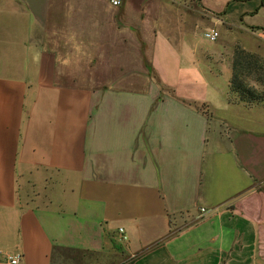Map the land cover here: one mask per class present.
Listing matches in <instances>:
<instances>
[{
  "label": "crops",
  "instance_id": "0c3cea01",
  "mask_svg": "<svg viewBox=\"0 0 264 264\" xmlns=\"http://www.w3.org/2000/svg\"><path fill=\"white\" fill-rule=\"evenodd\" d=\"M161 1L0 0V264H264V104Z\"/></svg>",
  "mask_w": 264,
  "mask_h": 264
},
{
  "label": "rangeland",
  "instance_id": "374dc122",
  "mask_svg": "<svg viewBox=\"0 0 264 264\" xmlns=\"http://www.w3.org/2000/svg\"><path fill=\"white\" fill-rule=\"evenodd\" d=\"M206 1L214 5L216 9L223 7L222 10H226L227 13L225 15L229 19L226 22L233 25L231 30L229 29L230 26H227L224 21H217L207 11L200 8L199 0H179L182 4H190L191 9L197 12V26L195 27L193 23L191 26L192 31L185 32L187 30L186 28L181 33H171V35L175 40H180L181 37L187 39L192 38L195 43L198 42L200 44V49L205 55H202L204 58H201V67L210 76L212 75V78L225 90V96L227 94L230 96L234 47L241 45L250 51L264 55V36L262 35L264 34V0H231L229 2L226 1L224 6L219 4L223 0ZM161 4L166 7L165 1L162 0ZM173 9H178L181 12L188 10L183 5H177ZM183 16L187 15L183 13ZM201 17L204 18L202 19ZM184 20L186 21V18ZM172 27L174 28L175 26L173 25ZM211 29H216L219 32V36L215 41H211L205 37V32ZM253 30L258 31L253 32ZM212 68L216 69V71L214 69L213 71ZM221 99L223 100V97ZM221 99L220 101L222 102Z\"/></svg>",
  "mask_w": 264,
  "mask_h": 264
},
{
  "label": "trees",
  "instance_id": "16d2710c",
  "mask_svg": "<svg viewBox=\"0 0 264 264\" xmlns=\"http://www.w3.org/2000/svg\"><path fill=\"white\" fill-rule=\"evenodd\" d=\"M230 100L245 105L264 104V55L236 45L232 56ZM80 252L78 249L55 246L53 255Z\"/></svg>",
  "mask_w": 264,
  "mask_h": 264
},
{
  "label": "built area",
  "instance_id": "2783aa9c",
  "mask_svg": "<svg viewBox=\"0 0 264 264\" xmlns=\"http://www.w3.org/2000/svg\"><path fill=\"white\" fill-rule=\"evenodd\" d=\"M113 5H120L122 0H111ZM219 36V32L216 29H211L205 32V37L211 41H215ZM202 211H205V208H202ZM120 231L123 232L124 229L120 228ZM127 236L124 235V239H126ZM8 263L9 264H22L23 260V253L22 252H17L13 254H8L7 256Z\"/></svg>",
  "mask_w": 264,
  "mask_h": 264
}]
</instances>
